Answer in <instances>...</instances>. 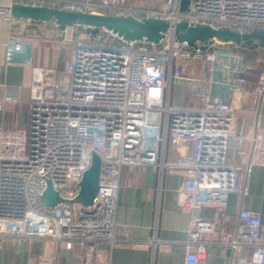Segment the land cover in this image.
I'll use <instances>...</instances> for the list:
<instances>
[{"label":"built area","instance_id":"1","mask_svg":"<svg viewBox=\"0 0 264 264\" xmlns=\"http://www.w3.org/2000/svg\"><path fill=\"white\" fill-rule=\"evenodd\" d=\"M163 0L160 9L127 5V0H0V14L11 25L14 3L48 5L96 13L155 17L170 23L160 43L125 39L112 30L97 31L76 23L61 27L53 48L68 50L62 77L35 65L41 38L12 31L6 62L31 67V122L28 127H0V239L46 238L67 249L83 246L77 256L94 264L98 246L109 249L131 241L117 233V204L125 166H154L159 178L183 175L178 204L189 211L184 264H201L215 228L199 215L203 207L223 210L230 194L247 193L254 166H264V125L250 135L241 130V114L231 100L248 91L249 65L231 45L215 39L180 41L176 24H209L234 32L264 28V0ZM85 30L74 39L68 31ZM188 82L191 103L175 101L174 86ZM264 101V71L250 87ZM9 87L4 101L17 99ZM250 149L243 148L245 141ZM170 151L177 156L170 158ZM101 156L100 188L93 202H70L90 167ZM245 157L244 164L232 162ZM50 179L63 200L49 208L43 192ZM238 264H264V230L260 214L240 207L234 233L220 232ZM248 250V254H245Z\"/></svg>","mask_w":264,"mask_h":264},{"label":"crops","instance_id":"2","mask_svg":"<svg viewBox=\"0 0 264 264\" xmlns=\"http://www.w3.org/2000/svg\"><path fill=\"white\" fill-rule=\"evenodd\" d=\"M162 2L127 0V5L160 9ZM12 31L42 39L35 51L34 64L56 69L58 78L62 77L70 52L51 45L52 40L62 36L61 27L56 26L53 20L38 22L14 16L9 25L0 14V100L4 99L9 87L19 88L17 99L3 103L0 127H28L32 109V69L6 62V42ZM260 49L264 51V48ZM258 75L249 71L248 91L236 92L231 100L233 108L241 114V130L245 135H250L258 122L264 125V101L258 102L250 91ZM174 88L177 103H187V92L193 100L188 82L180 80ZM243 148L249 150L250 142L246 140ZM175 156L177 153L170 151V158ZM244 159L232 158V162L242 166ZM182 180L183 175L178 171L167 172L160 179L154 166H125L116 212L117 233L131 241L119 243L112 249L98 246L94 264H184L190 214L177 200ZM247 188L243 196L230 194L228 205L223 210L210 206L198 210L200 216L215 221L213 232L204 236L208 248L201 264H238L232 251L221 244L220 232L234 233L240 207L257 211L264 230V166H254L247 180ZM82 251L83 246L67 249L46 238L8 237L0 239V264H83L77 256ZM245 254H248V250H245Z\"/></svg>","mask_w":264,"mask_h":264},{"label":"water","instance_id":"3","mask_svg":"<svg viewBox=\"0 0 264 264\" xmlns=\"http://www.w3.org/2000/svg\"><path fill=\"white\" fill-rule=\"evenodd\" d=\"M190 0H182L180 10L189 11ZM12 12L15 17L32 19L38 22L53 20L62 28L74 26L76 23L88 25L94 29L106 28L114 31L125 39L145 40L160 43L170 27L165 19L155 17L138 18L131 14L96 13L87 10L61 8L48 5H34L14 3ZM176 35L180 41L215 39L220 43L239 45L243 40H254L255 45L264 47V28H256L248 33L234 32L226 27H214L209 24L191 25L187 20L179 21L176 26ZM102 159L99 153H92L90 167L84 172L79 182V191L70 202L83 205L91 204L100 188ZM63 200L61 193L54 188L50 179L43 192V201L52 208Z\"/></svg>","mask_w":264,"mask_h":264},{"label":"trees","instance_id":"4","mask_svg":"<svg viewBox=\"0 0 264 264\" xmlns=\"http://www.w3.org/2000/svg\"><path fill=\"white\" fill-rule=\"evenodd\" d=\"M98 29H95L94 31H97ZM234 47L243 57V59L246 61V63L249 65V71H253V63L256 62V60H260V54H256V50H262L260 49L261 46L255 45L254 40H243L239 45L234 44H228ZM264 48V47H261ZM263 51V50H262Z\"/></svg>","mask_w":264,"mask_h":264},{"label":"rangeland","instance_id":"5","mask_svg":"<svg viewBox=\"0 0 264 264\" xmlns=\"http://www.w3.org/2000/svg\"><path fill=\"white\" fill-rule=\"evenodd\" d=\"M71 35H72V37L74 39H81V38H85V37H90L91 36L90 33L85 31V30H71V29H69L68 37L69 36L71 37ZM255 53L256 54H260L261 59L258 60V61L256 60V62L253 63V65H252L253 68H254L253 72L256 73V74L257 73L259 74L260 72L264 71V51L258 49V50H256ZM186 98H187L186 102H188V103H191V102L194 101V99L193 100L190 99L188 92H187Z\"/></svg>","mask_w":264,"mask_h":264}]
</instances>
